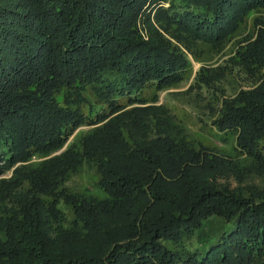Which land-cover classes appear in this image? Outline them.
<instances>
[{"label": "trees", "instance_id": "1", "mask_svg": "<svg viewBox=\"0 0 264 264\" xmlns=\"http://www.w3.org/2000/svg\"><path fill=\"white\" fill-rule=\"evenodd\" d=\"M251 12L235 56L186 90L228 153L144 93L182 82L188 54L203 62ZM87 88L108 110L83 113ZM1 147L0 264H264V0H0ZM84 174L102 196L70 186Z\"/></svg>", "mask_w": 264, "mask_h": 264}, {"label": "rangeland", "instance_id": "2", "mask_svg": "<svg viewBox=\"0 0 264 264\" xmlns=\"http://www.w3.org/2000/svg\"><path fill=\"white\" fill-rule=\"evenodd\" d=\"M163 3V2H159ZM156 4L151 5L148 3V6H146L145 10L142 15H140L137 19V30L139 33L143 36L144 40H149L150 38V31L154 27H159L155 19L153 18V13L156 9ZM152 12V16L150 19L148 18V14ZM260 16L259 14H256V12H251L248 15V24L242 28L239 32H236L229 40L224 44V46L218 50H211L209 53H207L204 58L203 62H197L190 54H188L191 63H192V69L188 70L184 76V80L180 83H172L169 84L168 87L164 88L162 91H157L155 89L147 90L144 93V97L148 99L149 101H152V97L154 95L158 96V104H165L167 107H169L173 113H175L177 119L181 121L183 124H185L189 130L190 133L193 135L194 139L197 141H200L202 144L211 147V148H217L222 151H226L228 153H232V149L234 146V138L229 135H216L215 129L212 128L211 125V115L209 110L206 109V102L203 100H199L198 97H196V94L194 93L189 94L186 93V90L195 83L196 81V74L199 70H201L203 67L208 69H216L219 66H226L228 61L235 56V50L237 47H239V43L246 37H249V34L253 32V22L256 17ZM181 35H185L183 32ZM180 47V46H179ZM208 49V48H207ZM207 49H204V51H207ZM222 49V50H221ZM209 50V49H208ZM220 50V51H219ZM186 51V50H185ZM213 51V52H212ZM212 72V71H210ZM245 76V75H243ZM243 76L241 78H243ZM234 79V80H233ZM230 83H238L237 86L245 85L244 81H241L239 78H230ZM228 83V82H225ZM248 83V82H247ZM235 86V85H234ZM228 94L232 93L231 85H227ZM65 90L55 95V99L58 103H63ZM206 97L207 95L204 94ZM82 97H84V102H82L81 107L82 111L85 115H89V105H94L102 108L101 111L108 110V104L102 103L94 92H92L89 88L85 91H82ZM118 102L122 105H128V98L126 97H119ZM204 124H207L206 126ZM87 127H80L77 128L72 136L67 140L66 144L60 148L59 150H55L51 152V155H55L60 153L64 150L67 143L71 141L73 136L79 131V130H86ZM2 147L0 148V154L5 156V158H2L0 156V177H8L10 175V172L12 170V166L6 162V158L8 157V154L1 152ZM3 151V150H2ZM38 158H33V161L37 160ZM17 165V164H15ZM14 165V166H15ZM256 183L259 185L264 186V179L256 178ZM94 179L92 175L84 174L82 176L74 177L72 179V182L70 183V186L78 191H84L86 193H91L96 196H102V194L93 188ZM235 185V183H233Z\"/></svg>", "mask_w": 264, "mask_h": 264}]
</instances>
